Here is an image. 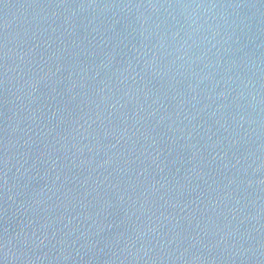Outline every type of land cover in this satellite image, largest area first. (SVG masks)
Instances as JSON below:
<instances>
[{
  "label": "water",
  "instance_id": "obj_1",
  "mask_svg": "<svg viewBox=\"0 0 264 264\" xmlns=\"http://www.w3.org/2000/svg\"><path fill=\"white\" fill-rule=\"evenodd\" d=\"M0 264H264V0H0Z\"/></svg>",
  "mask_w": 264,
  "mask_h": 264
}]
</instances>
